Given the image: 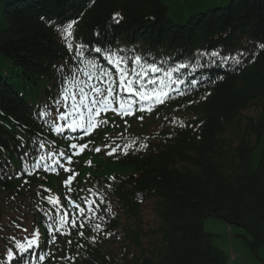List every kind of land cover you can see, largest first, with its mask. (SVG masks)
Masks as SVG:
<instances>
[{"label": "trees", "instance_id": "16d2710c", "mask_svg": "<svg viewBox=\"0 0 264 264\" xmlns=\"http://www.w3.org/2000/svg\"><path fill=\"white\" fill-rule=\"evenodd\" d=\"M166 11L162 0H0V59L12 68L8 76L0 74V192L12 211L26 206L25 195L31 201L34 195L33 185L22 186L10 168L18 165V151L42 132L36 105L55 95L56 67L66 57L52 21L78 18L76 37L88 47L138 45L155 58L193 59L197 51L214 47L252 46L256 53L246 64L217 65L193 98L174 100L146 121L119 128L137 144L126 155H94L85 179L104 188L117 206L106 225L111 235H98L92 243L91 230L83 237L73 232L72 250L46 264H227V255L203 228L210 216L245 228L252 237L249 247L264 263V49L259 46L264 0H229L184 23L171 21ZM251 109L258 115L249 114ZM172 113L189 120L183 127L151 129ZM110 131L100 130L97 140ZM139 143L147 147L136 150ZM115 170L123 171L109 180ZM146 202L155 215L147 227ZM114 245L117 251L111 250Z\"/></svg>", "mask_w": 264, "mask_h": 264}, {"label": "snow or ice", "instance_id": "6c2138e0", "mask_svg": "<svg viewBox=\"0 0 264 264\" xmlns=\"http://www.w3.org/2000/svg\"><path fill=\"white\" fill-rule=\"evenodd\" d=\"M113 19L119 22V13L114 14ZM75 22L67 23L59 28L62 38L64 39L68 51L72 53V58L79 61L78 65L70 68V75L65 76L59 97L53 100V106L56 109L57 121L64 122L63 125L57 121L49 122L46 118L52 115V112L45 106L38 116L45 120V125L51 132L63 134L65 130L78 133L74 137H66L73 141L82 140L84 136L90 135L93 129L108 123L101 118L103 113L114 111L123 117L135 111L151 113L156 105L164 104L167 100L172 99V93L184 95L185 90L181 87L185 80L180 75V70L191 67L193 70L200 65V60L196 59L195 63L189 65L187 63H179L175 66L165 67L163 64H157L155 60L149 62L145 57L140 55H128L129 50H112L111 48L96 47L94 49L87 48L86 45L71 41L73 36V26ZM264 49V44L259 45ZM91 51L102 54L103 59L114 68L115 74L103 68L95 58H88L86 52ZM123 53V54H122ZM198 57H211L212 62H216L219 58L223 63L229 60L235 65H239L242 61L240 57L245 56L243 52L237 55L223 56L220 52H200ZM83 65V67H80ZM62 70V69H61ZM79 73V75H78ZM159 74V75H156ZM198 81L192 80L191 86H196ZM151 85V87H149ZM65 108L64 112H60V108ZM143 119V116L138 117ZM175 123V120H173ZM183 127V123L180 124ZM123 145L111 144L103 145V148L109 149L107 155L112 156L117 152L127 154L137 141L135 139H127ZM147 145L139 143V149L146 148ZM45 142H41L38 151L41 153L32 160H28V153L23 158L22 173L28 176L34 172L43 169L45 171L56 172L57 169H63L68 173L63 184L67 187L68 192H72V181L78 173H75L72 167L73 157L78 156L86 149H91L97 153L101 152V147L91 148V142L79 144L73 142L68 145L67 151L44 152ZM90 163V162H89ZM114 179V178H110ZM27 183V181H25ZM107 187H111L108 185ZM50 190L45 189V192ZM81 192H87V195L80 196L78 199L65 197L67 207L60 205L59 198L51 195L43 197L57 211L53 215L46 212L48 223L47 231L51 234L52 242H55V233L61 235H70L66 231L67 227L72 229H83L86 224L91 221L96 223L91 225L92 231L104 232L105 217L99 214L100 206L105 203V196L95 185L88 189H81ZM41 194L38 192L37 196ZM43 211V209H41ZM26 231V230H25ZM106 236L111 233L104 232ZM78 235L83 237L84 232L79 231ZM95 237H91L92 243ZM14 246L9 247L6 256L0 264H33L38 259L41 264L47 258L48 253L36 252L39 247V232L34 230L30 236L24 237L23 241L12 238ZM72 243L71 240L68 241ZM78 247L84 245L78 244Z\"/></svg>", "mask_w": 264, "mask_h": 264}, {"label": "rangeland", "instance_id": "374dc122", "mask_svg": "<svg viewBox=\"0 0 264 264\" xmlns=\"http://www.w3.org/2000/svg\"><path fill=\"white\" fill-rule=\"evenodd\" d=\"M166 5V16L173 22L184 23L189 18L197 14L212 10L215 7L225 5L229 0H162ZM12 71L11 65L5 60L0 59V74L3 77L8 76ZM249 114L258 115L254 109ZM259 150L254 151L253 167L258 163ZM123 170H119V173ZM5 210L1 209V212ZM142 216L145 225L151 226L155 223V215L151 210V202L143 204ZM3 217V216H2ZM203 228L211 234V242L213 245L222 249L227 255V264H264L251 250L248 241L252 237L247 230L235 224H229L224 219L215 217H206L203 220ZM147 246H151L150 242H146ZM112 251H117L118 246L114 245Z\"/></svg>", "mask_w": 264, "mask_h": 264}, {"label": "bare ground", "instance_id": "6f19581e", "mask_svg": "<svg viewBox=\"0 0 264 264\" xmlns=\"http://www.w3.org/2000/svg\"><path fill=\"white\" fill-rule=\"evenodd\" d=\"M246 60H247V58H246ZM245 62V61H244Z\"/></svg>", "mask_w": 264, "mask_h": 264}]
</instances>
